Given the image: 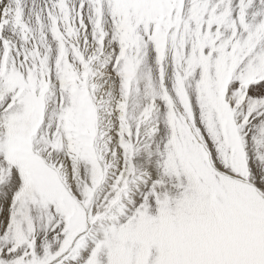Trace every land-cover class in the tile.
<instances>
[{"label":"snow or ice","instance_id":"6c2138e0","mask_svg":"<svg viewBox=\"0 0 264 264\" xmlns=\"http://www.w3.org/2000/svg\"><path fill=\"white\" fill-rule=\"evenodd\" d=\"M0 264H264V0H0Z\"/></svg>","mask_w":264,"mask_h":264}]
</instances>
